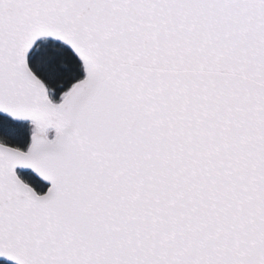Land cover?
Here are the masks:
<instances>
[{
  "label": "snow or ice",
  "instance_id": "6c2138e0",
  "mask_svg": "<svg viewBox=\"0 0 264 264\" xmlns=\"http://www.w3.org/2000/svg\"><path fill=\"white\" fill-rule=\"evenodd\" d=\"M0 264H264V0H0Z\"/></svg>",
  "mask_w": 264,
  "mask_h": 264
}]
</instances>
